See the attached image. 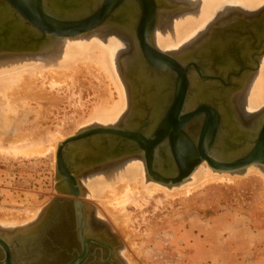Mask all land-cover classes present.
Listing matches in <instances>:
<instances>
[{"label": "water", "instance_id": "1", "mask_svg": "<svg viewBox=\"0 0 264 264\" xmlns=\"http://www.w3.org/2000/svg\"><path fill=\"white\" fill-rule=\"evenodd\" d=\"M127 2L136 4L140 9L134 35L139 41L145 42V39L152 35L156 23V3L153 0H101L96 11L87 17L75 19L56 17L54 12L49 13L44 0H0L2 10L9 11L15 26L24 28L26 34L25 40L21 41L22 47H7L8 44L5 43L0 47V52L34 50L46 39L52 40L58 36L88 32L95 28L94 26L102 25L113 12ZM243 10L247 11V9ZM94 20L97 21L94 23ZM84 26L88 27L83 28ZM2 28L6 29L1 26L0 34H4ZM152 53L154 55L152 58H145L150 68L164 73L168 71V67L160 64L158 60L170 61V59L156 50ZM199 78L202 80L204 76L200 75ZM202 94L197 95L194 109L189 108L184 111L189 90L186 76L182 73L174 80L170 105L162 119L154 122L153 131L149 136L144 137L140 133H132L120 128V124L123 123L120 121L112 127H91L80 130L62 141L55 154L58 182L56 191L59 196L54 197L40 211L38 219L34 222L14 229L0 227V264H41L45 255L38 243L43 242L46 234L44 232L47 228L53 227L54 221L61 216L74 218L76 231L74 237L79 250L75 247L72 249V254L77 251L79 253L67 261H62L58 256L59 261L54 264H85L90 255L88 244L93 243V240L85 236V210L79 200L81 192L76 179L80 171H72L71 167L65 165L63 154L66 147L76 150L79 145H89V141L104 143L112 138V142L123 147L120 150H112V162L121 160L122 158H119L128 156L127 154L139 153V156L143 157L147 176L166 185L182 183L203 162H206L211 169L220 172L242 173L251 165L260 166L264 171V111L246 114L245 118L249 117L246 120L236 107L232 109L214 102L212 105L205 103L206 100L214 98L207 97L208 93ZM252 121L254 122L250 127L248 124ZM192 123L196 124L192 129L193 132L189 128ZM239 139L242 141L239 147L229 142ZM219 143L224 152L221 157L212 153ZM34 225L38 227L36 232ZM29 229L30 231L24 232ZM33 242L35 248L39 250L31 249ZM43 247L44 245L41 246ZM55 251L57 255L62 253L60 248H56ZM38 258L40 261L36 263L35 259ZM100 258V264H123L119 263L116 254L111 250L107 255L101 252Z\"/></svg>", "mask_w": 264, "mask_h": 264}, {"label": "flooded vegetation", "instance_id": "2", "mask_svg": "<svg viewBox=\"0 0 264 264\" xmlns=\"http://www.w3.org/2000/svg\"><path fill=\"white\" fill-rule=\"evenodd\" d=\"M100 1L79 0L77 7L71 5L62 7L63 9L74 8L77 11V17L61 16L71 19L87 17L98 9L97 6ZM153 1L156 3L155 27H157L161 20V14L163 17L165 14V16L172 15L184 9L183 5H177L180 3L186 5L187 1L190 2L191 0ZM167 2H172L173 6H169ZM56 3V0H49L50 6H55ZM48 12L52 13L50 10ZM223 12L222 10V12L215 14L214 20L210 21L206 28L201 30L193 40L181 47L178 46L176 50L171 52L159 51L154 44V35H150V38L146 37L145 42L136 38L134 33L140 16V9L136 4L127 2L106 19L104 28L100 29L104 32L109 31L108 33L111 35L114 34L121 43L120 48H118V52H120L118 66L128 92L127 108L123 117L128 125L125 126L123 122L120 124L121 126L119 125L120 128L132 133H140L144 137L149 136L153 131V123L162 119L170 105L174 80L177 75L182 73L186 76L189 90V96L184 105L185 111L196 107L197 95H203L202 93H208L206 94L207 97L214 98L206 100L205 103L209 105L214 102L219 106H227L232 109L240 106L241 93L246 91L248 80L257 70L259 58L264 54V7L259 11L250 13L243 9L239 10V7ZM10 15L9 11L2 10L0 6V27H6V29H1L4 34H0V47L7 43V47L20 48L22 47L21 41L25 40L26 34L21 31L22 28L15 26ZM54 16L59 17L60 15L54 13ZM153 50L168 57V60L170 59V61L158 60L160 64L168 67V71L165 73L153 71L145 61L146 57L152 58L154 56ZM10 53L14 54L13 51L2 52V54L7 55ZM200 75H203L204 79L201 80ZM253 122L248 125L251 127ZM195 125V123L190 125L191 132H193L192 129ZM89 142V145H79L77 150L66 147L63 154L65 165L71 167L72 171H80L76 176L80 188L82 187V177L89 172L99 170V168L112 167V150L123 149L117 143L112 142V138L104 143ZM229 142L238 147L242 143L240 139ZM223 153L219 143L214 150V155L221 157ZM127 155L119 159L140 157L139 153ZM163 167L166 168L165 165ZM79 200L81 201L80 198ZM85 210L87 230L85 236L87 239L93 240V243L88 244L90 255L85 264H100L101 252L107 255L110 250L113 251L116 247V241L112 239V234H106L101 222L92 216L93 210L90 206H85ZM54 223L53 227L47 228L44 232L46 234L43 242L38 243L41 251L44 252V259L47 258L46 264H54L59 261L57 260L58 256L61 257L62 261H67L79 253L77 251V253L72 254V249L75 247L79 250L74 237L76 234L74 218L61 216ZM102 230L105 231L103 232L105 235ZM42 245H44L43 248H41ZM56 248H60L62 253L57 255L55 253ZM31 249L39 250V248H35L34 242ZM114 253L117 255L116 252Z\"/></svg>", "mask_w": 264, "mask_h": 264}, {"label": "bare ground", "instance_id": "3", "mask_svg": "<svg viewBox=\"0 0 264 264\" xmlns=\"http://www.w3.org/2000/svg\"><path fill=\"white\" fill-rule=\"evenodd\" d=\"M231 5L252 10L260 6L263 7L264 0L187 1V9H181L169 16H165V14L164 17L163 14H161L159 25L154 28L152 34L154 35L153 40L156 48L161 52H171L176 50L178 46L181 47L185 45L193 40L201 29L203 30L202 27L206 28L207 24H209L214 17L215 12L219 11L217 8L225 7L224 10H231L232 8L229 7ZM95 21L97 20L93 22L95 23ZM87 27L88 26H84L83 28ZM94 27L95 28L88 30V32L85 31L69 36H58L52 40L46 39L34 50L23 49L13 51L14 54L10 53L9 55L0 52V95L5 102L3 109L0 110V117L1 114L2 118L9 114L17 115L20 110L14 109L13 105L15 102L19 101L18 103H20L21 101V104L27 107L29 102H27V100L23 101V98L27 95L28 97L34 94L35 96L37 95V88L34 90V85L37 82L47 81L50 85L57 87L60 86V84H67L69 80L73 78L76 79L78 75H83L85 73L87 76L95 78L98 84H103L105 90L104 93L97 95V102L94 103L93 108H91L92 110H90V114L87 115L88 118H83L84 120L79 121L77 124V131L84 130L89 126L94 128L112 127L117 125L120 121L124 122V125L127 126L128 124L125 122L126 119L123 118L127 108L125 87L119 76L120 74H118L117 66V61L119 59L117 58L119 53L118 48H120L121 43L114 34L111 35V33H108L109 31L104 32V30L100 29L104 28V23ZM43 48H45V50L39 53V50ZM26 51L36 53L32 55L17 54ZM257 67V70L248 80L246 91L244 90L241 93L240 106L238 105L236 108L239 114L243 115V118H245L244 115L246 114L264 111V54L259 58ZM112 87L113 90L111 89ZM98 89L100 90V88ZM114 94L116 97H114ZM34 111L35 110H33V112ZM37 111L39 110H36V114L42 116L40 113L42 110L40 109L39 112ZM246 118H248V116ZM5 122L6 121L3 119L2 123L4 124L1 125L4 127L6 124ZM12 132L9 134L12 135ZM0 133H2V131H0ZM11 135L4 137L6 135L0 134V152L5 154L10 153L14 156L20 155L27 158L37 156L43 157L48 152H54L56 146L58 148L61 141H64L57 139L58 137L56 138L55 136L57 134H55L49 138L55 137L54 139H56V141L52 139V141H50V139H48L47 141L49 143L51 142L50 144L45 141V143L48 144L46 148L47 145L44 147V145H42L43 142L40 143L41 139H37V142L38 140L40 141L36 143V137L33 134L24 136L25 139H27H24L25 142L28 141L27 143L19 139L23 134H18V136H16V134ZM39 138L46 140L45 137ZM59 140L60 142L58 143L57 141ZM214 150L212 153H214ZM203 163L182 183L177 185H166L150 179L147 173L145 177L143 157L125 158L112 163V168L108 170L100 172L95 171V173L86 176L83 178L82 185L86 189L88 197L93 199L96 204L100 206L108 219L117 226V228L127 231L130 234L128 236H131V230L127 229V218L123 216L122 211L128 206H137L138 199H143L145 196L153 197L159 193H164L168 196L171 195L172 197L176 193L185 195L191 190L194 191L197 188L204 187V185L213 184L214 181H233V178H235L233 175H243L244 177V175L253 172L259 174L261 172L264 174L261 167L257 165H251L245 168L242 173H229L213 170L208 167L207 164L206 166L208 168H206ZM80 192L82 196V187L80 188ZM81 202L85 210L86 204L82 200ZM36 213L32 212L30 216L26 217L24 213L15 211L9 213L0 212V227H8L7 229L24 227L38 219L40 213H38L35 219ZM26 222L28 223L26 224ZM33 228L36 232L38 227L34 225ZM27 231H30V229L24 232ZM131 239L132 238L129 240ZM129 240L128 242L130 243ZM132 243L133 242L130 244L131 246H133ZM36 257L39 256L36 255ZM126 258L128 264H136L131 260L130 255L129 258L126 255ZM38 261H40V258L35 259L36 263H38ZM46 262L47 258L44 259L41 264H46Z\"/></svg>", "mask_w": 264, "mask_h": 264}, {"label": "rangeland", "instance_id": "4", "mask_svg": "<svg viewBox=\"0 0 264 264\" xmlns=\"http://www.w3.org/2000/svg\"><path fill=\"white\" fill-rule=\"evenodd\" d=\"M56 2L55 6L52 5L51 7L49 0H44L48 11L50 10L58 16L73 17L77 15L74 8L63 9L62 7L70 5L77 7L79 0H56ZM167 3L169 6H173L172 2ZM181 5L186 8L184 3L177 6ZM229 7L236 9L239 6L231 5ZM224 8H217L219 11H216L215 14L222 12V10L223 13L230 10H224ZM239 8L243 9L242 7ZM261 8L262 6L257 7L252 9L253 11L247 9V12H255ZM213 18L211 21L214 20ZM23 29L20 30L24 32ZM42 50H45V48L39 50V53ZM35 53L26 51L17 54L32 55ZM119 53L117 58H119ZM85 75V73L78 75L76 79L73 78L69 80L70 82L68 81L69 83L60 84L57 87L50 85L47 81L37 82L34 85V90L37 88L36 92L38 91L37 95L34 94L29 97L27 95L23 98V101L27 100L29 102L27 107H24L21 101L20 103H18L19 101L15 102L16 105L13 102L14 109L20 110L19 113L17 115L9 114L3 118L1 114L0 131L2 133L0 134L6 135L4 137L11 135L9 133L12 131V135L23 134L19 138L22 139L21 141L25 139V135L33 134L36 137H34L36 143L40 141L37 142V139H41L40 143L43 142L44 147L47 145L46 148L51 143L47 141L48 139L56 141L55 137L49 138L55 134H57L55 135L56 138L58 137L57 139L61 140L76 134L78 132L77 124L79 121L88 118L87 115L90 114L91 108L97 102V95L104 93L105 90L103 84H98L95 78ZM119 76L124 84L121 74ZM111 89L113 90V87ZM125 94L126 102H128L126 87ZM114 97H116L115 94ZM4 103V99L0 95V110L3 109ZM33 110L35 111L33 112ZM36 110H39L42 116L36 114ZM3 119L6 121L5 127L2 126L4 124L2 123ZM7 122L11 123L8 124ZM90 127L92 126L87 128ZM39 137H45L46 140L43 139V141ZM57 142L59 143L60 140ZM56 149L57 146L54 152H48L43 157L31 158L0 152V212L15 211L24 213L26 217L30 216L32 212H37L36 219L38 213L54 197L59 196L56 191L58 184L55 170ZM203 164L206 166V163ZM107 167L99 168L96 171L100 172L112 168L111 166ZM206 168L208 167L206 166ZM93 173L95 171L82 177L81 185L83 178ZM144 173L146 177L145 169ZM253 173L244 175V177L243 175H233L235 176L233 181H220L221 183L214 181L213 184L204 185V187L197 188L194 191L191 190V193H186L187 195L176 193L172 197L171 195L159 193L153 197L145 196L143 199H138L137 206H128L122 211L123 216L127 218V229L131 230V236H128L130 234L127 231L117 228L108 219L100 206L88 197L83 185L80 199L93 210L92 216L101 222L106 234H112V239L116 241V247L113 251L117 253L119 263L128 264L126 255L128 258L130 255L131 260L136 264H187V260L181 258V254L188 253L184 249L187 240L183 242L180 238L184 231V221L190 218H203L216 212L229 210L246 214L250 217L253 226L264 231V174L261 172L260 174ZM103 232L105 231L102 230ZM103 234L105 235V233ZM130 238L132 239L129 240ZM131 242H133V246L130 245Z\"/></svg>", "mask_w": 264, "mask_h": 264}, {"label": "crops", "instance_id": "5", "mask_svg": "<svg viewBox=\"0 0 264 264\" xmlns=\"http://www.w3.org/2000/svg\"><path fill=\"white\" fill-rule=\"evenodd\" d=\"M180 240H187L188 253L181 254L187 264H264V231L240 212L190 218Z\"/></svg>", "mask_w": 264, "mask_h": 264}]
</instances>
